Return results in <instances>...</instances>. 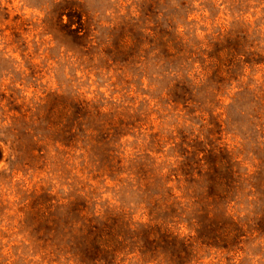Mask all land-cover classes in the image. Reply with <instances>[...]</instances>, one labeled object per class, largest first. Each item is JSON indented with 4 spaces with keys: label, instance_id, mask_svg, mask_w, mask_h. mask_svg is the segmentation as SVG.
I'll list each match as a JSON object with an SVG mask.
<instances>
[{
    "label": "rangeland",
    "instance_id": "obj_1",
    "mask_svg": "<svg viewBox=\"0 0 264 264\" xmlns=\"http://www.w3.org/2000/svg\"><path fill=\"white\" fill-rule=\"evenodd\" d=\"M58 1L0 0V264H79L43 249L52 239L32 229L37 212L77 198L145 222L161 197L156 177L184 194L188 177L176 173L192 148L215 145L254 175L230 210L244 227L255 223L264 213V0H75L89 19L86 39L56 20ZM189 54L204 62L190 64ZM212 70L215 84L193 86ZM76 102L120 132L117 171L98 176L71 143L39 141L33 120L69 118ZM174 228L186 239L167 247L126 235L117 263L264 264V237L235 238L230 220Z\"/></svg>",
    "mask_w": 264,
    "mask_h": 264
},
{
    "label": "trees",
    "instance_id": "obj_2",
    "mask_svg": "<svg viewBox=\"0 0 264 264\" xmlns=\"http://www.w3.org/2000/svg\"><path fill=\"white\" fill-rule=\"evenodd\" d=\"M56 4L58 8L55 17L63 29L70 37L86 39L90 25L89 19L84 17L80 3L75 0H59ZM63 15L66 16L65 21L62 20ZM138 24L139 20H133L131 23L133 27ZM170 32L174 34L175 28H171ZM173 38L175 40V37ZM171 58L175 59V54H171ZM187 58L190 64L199 60L192 57V54ZM199 61L201 64L204 62ZM184 67L187 70L190 66ZM214 78L215 73L212 70L206 78L208 82L203 81L193 86L201 88L209 86L210 83L212 86L215 84ZM188 80L193 84L191 79ZM90 110L96 109H90L87 103L76 102V113L69 118L64 116L55 119L54 123L46 118H35L34 128L40 130L42 137L39 141L44 142V145L47 142L60 141L65 145L71 143L70 145L82 150L79 157L86 156L99 173L98 176L102 177L105 170L111 172L118 170L119 161H114L115 155L112 152L115 150L113 145L119 139L120 132L101 128L100 126L105 124L104 118L106 121L110 119L105 114L99 112L93 114ZM95 123L99 125L95 126ZM82 124H86L87 128ZM109 126L111 127V124ZM3 156L4 149L0 144V161ZM182 157L181 168L176 174L188 177L183 183L184 194L169 193L170 187L167 186L171 181L169 176L156 177L154 184L162 193L160 192L159 199H155L151 210L148 211L149 218L145 222H135L121 212L96 208L95 202L90 204L87 199L76 198L67 202L49 203L45 209L37 212V218L31 222L35 233L46 232L51 235L49 247L42 245L43 249L61 255L68 252L74 259L76 256L79 264H118L119 252H122L121 246L126 235H129L131 241L138 240L146 246L167 247L175 240L186 239V235H181L176 232L177 228H174L183 221L197 231L205 223L215 226L217 223L230 220L238 230L235 238H240L247 231L257 233V237H264V213L261 210L258 211L259 214L252 215V218L257 219L256 222H248L246 227L244 223L247 218H244L239 210L238 213L230 210V202L241 193L243 185L248 183L251 186V183H255L253 174H248L243 168L241 170L240 160L215 145L209 148H192L190 152L185 150ZM132 165L143 168L142 163L132 162ZM214 238L215 236H208L207 239ZM239 241L236 239V242ZM151 256L149 254L148 257Z\"/></svg>",
    "mask_w": 264,
    "mask_h": 264
}]
</instances>
